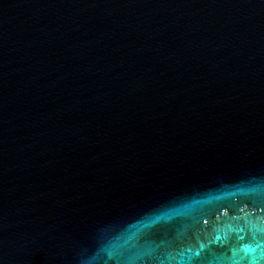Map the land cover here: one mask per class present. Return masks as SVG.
I'll list each match as a JSON object with an SVG mask.
<instances>
[{
  "label": "water",
  "instance_id": "1",
  "mask_svg": "<svg viewBox=\"0 0 264 264\" xmlns=\"http://www.w3.org/2000/svg\"><path fill=\"white\" fill-rule=\"evenodd\" d=\"M0 264H264V0H0Z\"/></svg>",
  "mask_w": 264,
  "mask_h": 264
}]
</instances>
